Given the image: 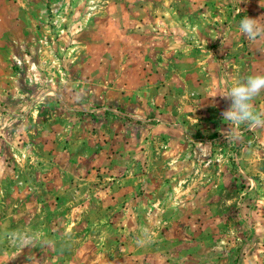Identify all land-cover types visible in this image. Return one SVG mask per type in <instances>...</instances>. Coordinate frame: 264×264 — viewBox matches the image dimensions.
<instances>
[{"label":"rangeland","instance_id":"374dc122","mask_svg":"<svg viewBox=\"0 0 264 264\" xmlns=\"http://www.w3.org/2000/svg\"><path fill=\"white\" fill-rule=\"evenodd\" d=\"M264 0H0V264H264ZM264 114V93L253 101Z\"/></svg>","mask_w":264,"mask_h":264},{"label":"clouds","instance_id":"9594fccd","mask_svg":"<svg viewBox=\"0 0 264 264\" xmlns=\"http://www.w3.org/2000/svg\"><path fill=\"white\" fill-rule=\"evenodd\" d=\"M243 0H240V3ZM239 32L249 40H255L264 35V25L259 19L247 16L240 19ZM264 93V75L248 76L244 80H238L227 93L221 97L230 100V106L222 112L223 121L227 124L225 139L231 142L239 138L241 126L249 128H264V114L258 113L253 101Z\"/></svg>","mask_w":264,"mask_h":264}]
</instances>
